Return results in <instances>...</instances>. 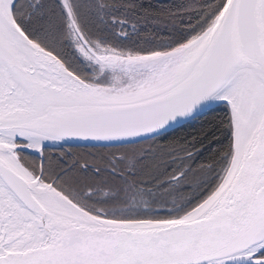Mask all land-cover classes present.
<instances>
[{
  "label": "snow or ice",
  "instance_id": "1",
  "mask_svg": "<svg viewBox=\"0 0 264 264\" xmlns=\"http://www.w3.org/2000/svg\"><path fill=\"white\" fill-rule=\"evenodd\" d=\"M0 264H264V0H0Z\"/></svg>",
  "mask_w": 264,
  "mask_h": 264
},
{
  "label": "trees",
  "instance_id": "2",
  "mask_svg": "<svg viewBox=\"0 0 264 264\" xmlns=\"http://www.w3.org/2000/svg\"><path fill=\"white\" fill-rule=\"evenodd\" d=\"M153 3H165V4H172V3H180L181 0H152ZM222 108H215L210 115H220L222 114ZM201 126L200 121H194L188 125H184L183 127L177 128L174 135H183V134H192L195 135L198 133Z\"/></svg>",
  "mask_w": 264,
  "mask_h": 264
},
{
  "label": "flooded vegetation",
  "instance_id": "3",
  "mask_svg": "<svg viewBox=\"0 0 264 264\" xmlns=\"http://www.w3.org/2000/svg\"><path fill=\"white\" fill-rule=\"evenodd\" d=\"M179 128V127H178ZM55 154V153H54Z\"/></svg>",
  "mask_w": 264,
  "mask_h": 264
}]
</instances>
